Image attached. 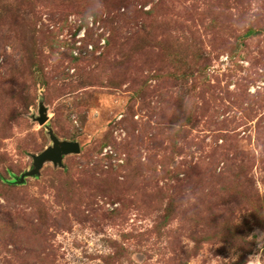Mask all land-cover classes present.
Segmentation results:
<instances>
[{
    "label": "rangeland",
    "instance_id": "374dc122",
    "mask_svg": "<svg viewBox=\"0 0 264 264\" xmlns=\"http://www.w3.org/2000/svg\"><path fill=\"white\" fill-rule=\"evenodd\" d=\"M0 264H264V0H0Z\"/></svg>",
    "mask_w": 264,
    "mask_h": 264
},
{
    "label": "water",
    "instance_id": "95a60500",
    "mask_svg": "<svg viewBox=\"0 0 264 264\" xmlns=\"http://www.w3.org/2000/svg\"><path fill=\"white\" fill-rule=\"evenodd\" d=\"M43 120L44 116L42 114L39 122H42ZM48 134L51 144L45 147L41 152L32 155L33 166L27 174L37 173L45 160H51L53 163L60 164L63 154L79 151V144L76 141L59 140L50 130L48 131Z\"/></svg>",
    "mask_w": 264,
    "mask_h": 264
}]
</instances>
